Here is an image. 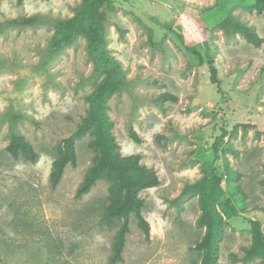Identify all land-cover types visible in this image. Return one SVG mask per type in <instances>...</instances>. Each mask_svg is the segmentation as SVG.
Masks as SVG:
<instances>
[{"label": "rangeland", "instance_id": "obj_1", "mask_svg": "<svg viewBox=\"0 0 264 264\" xmlns=\"http://www.w3.org/2000/svg\"><path fill=\"white\" fill-rule=\"evenodd\" d=\"M79 2L23 0L19 7L17 0H0V264H108L112 252L117 226L102 222L109 183L100 180L76 196L97 155L89 147L91 135L77 141L76 165L69 164L58 185L50 186L59 140L85 114V96L103 78L84 36L60 51L50 48L57 20L73 15ZM113 5L107 44L129 79L127 89L107 99L113 135L122 156L139 154L159 178L139 193L150 233L133 215L117 264L200 263L198 196H178L187 182L213 173L224 176L226 190L217 202L225 218L219 264H264L260 257L243 260V247L252 243L251 221L264 233V42L256 47L220 25L232 15L264 38L263 14L254 0ZM21 14L38 15L40 22L4 24ZM156 78L162 84L149 83ZM162 92L178 97L165 101L164 110L153 100ZM129 125L139 142L130 137ZM15 132L33 145L35 162L6 150ZM227 169L240 178L225 176ZM227 199L237 208L234 216L224 214Z\"/></svg>", "mask_w": 264, "mask_h": 264}, {"label": "trees", "instance_id": "obj_2", "mask_svg": "<svg viewBox=\"0 0 264 264\" xmlns=\"http://www.w3.org/2000/svg\"><path fill=\"white\" fill-rule=\"evenodd\" d=\"M22 4L23 0H17L19 7ZM254 8L258 14L264 16V0H254ZM113 9V0H80L73 15L57 20L50 43L51 50L57 52L72 44L78 36H84L94 69L97 73L103 74L97 86L85 96L89 103L85 114L74 119L75 126L69 132L62 134L59 140V153L53 162L50 186L55 188L58 185L69 164L76 165L77 141L87 134L91 135L93 138L89 142V147L94 149L97 155L77 188L76 196L81 197L88 193L100 180L109 183L102 222L108 228L117 226V231L113 237L108 264H117L123 260L122 253L133 215L146 236L149 235L150 225L142 213L143 199L139 193L145 188L159 184L156 171L144 166L139 154L121 155L120 145L113 135L114 122L108 114L107 99L110 95L119 93L129 86L123 64L107 44L109 16ZM39 22L38 15L21 14L15 18H6L4 24L25 27ZM220 25L227 31L238 32L247 42L256 47L264 42V38L259 35L254 25L234 20L232 15L224 19ZM117 27L123 36L124 29L119 25ZM211 68L212 80L218 84L216 71L213 67ZM149 83L162 84L159 78L150 80ZM153 100L164 110L165 101L176 102L178 97L170 92H162ZM170 126L173 127V125ZM128 130L130 137L139 142L140 138L135 129L129 125ZM6 150L15 159L24 157L27 161L35 162L38 157L33 145L19 132L12 134ZM225 176L239 179L240 173L227 169ZM225 191L224 176L213 173L187 182L179 193L178 199L192 195L198 196L200 213L196 224L204 227V234L196 241L195 247L202 251L203 256L200 263L193 264H219V241L224 230L225 218L217 202ZM237 212L236 206L227 199L224 202V214L234 216ZM251 226L252 243L243 247V260L251 261L260 257L264 263V233L257 221H251Z\"/></svg>", "mask_w": 264, "mask_h": 264}]
</instances>
